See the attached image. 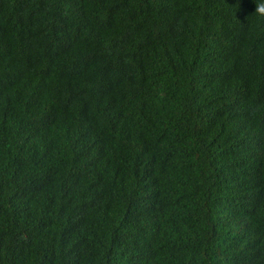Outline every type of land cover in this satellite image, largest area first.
I'll return each mask as SVG.
<instances>
[{"label":"trees","instance_id":"1","mask_svg":"<svg viewBox=\"0 0 264 264\" xmlns=\"http://www.w3.org/2000/svg\"><path fill=\"white\" fill-rule=\"evenodd\" d=\"M254 9L0 0V264H264Z\"/></svg>","mask_w":264,"mask_h":264},{"label":"clouds","instance_id":"2","mask_svg":"<svg viewBox=\"0 0 264 264\" xmlns=\"http://www.w3.org/2000/svg\"><path fill=\"white\" fill-rule=\"evenodd\" d=\"M255 9L254 13L257 16L264 17V0H254ZM16 92H18L21 97L26 98V93L19 90L13 89L10 97L7 98L5 102L0 106V118L15 119L19 113V107L14 103L16 98ZM25 114V113H24Z\"/></svg>","mask_w":264,"mask_h":264}]
</instances>
